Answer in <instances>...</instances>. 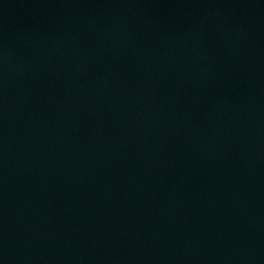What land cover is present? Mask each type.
<instances>
[{
  "label": "water",
  "instance_id": "water-1",
  "mask_svg": "<svg viewBox=\"0 0 264 264\" xmlns=\"http://www.w3.org/2000/svg\"><path fill=\"white\" fill-rule=\"evenodd\" d=\"M264 182V0H0V264H231Z\"/></svg>",
  "mask_w": 264,
  "mask_h": 264
}]
</instances>
